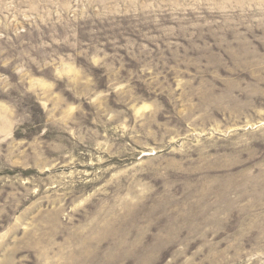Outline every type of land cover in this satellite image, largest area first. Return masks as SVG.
<instances>
[{"label":"rangeland","instance_id":"rangeland-1","mask_svg":"<svg viewBox=\"0 0 264 264\" xmlns=\"http://www.w3.org/2000/svg\"><path fill=\"white\" fill-rule=\"evenodd\" d=\"M0 264H264V0H0Z\"/></svg>","mask_w":264,"mask_h":264}]
</instances>
